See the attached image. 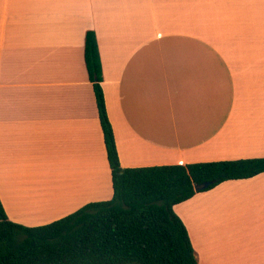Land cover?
Listing matches in <instances>:
<instances>
[{
  "label": "crops",
  "instance_id": "crops-1",
  "mask_svg": "<svg viewBox=\"0 0 264 264\" xmlns=\"http://www.w3.org/2000/svg\"><path fill=\"white\" fill-rule=\"evenodd\" d=\"M135 0H0V201L36 226L112 197L84 64L100 82L122 167L264 156V50L239 66L209 37L151 32ZM241 58H247L242 61ZM74 171L73 179L55 172ZM68 173V172H67ZM198 264H264V171L173 206Z\"/></svg>",
  "mask_w": 264,
  "mask_h": 264
},
{
  "label": "trees",
  "instance_id": "trees-1",
  "mask_svg": "<svg viewBox=\"0 0 264 264\" xmlns=\"http://www.w3.org/2000/svg\"><path fill=\"white\" fill-rule=\"evenodd\" d=\"M111 174L112 197L88 202L46 224L8 219L0 201V264H198L187 230L173 206L222 181L264 171V156L122 167L107 116L95 32L84 38ZM210 184L203 186V183Z\"/></svg>",
  "mask_w": 264,
  "mask_h": 264
},
{
  "label": "rangeland",
  "instance_id": "rangeland-1",
  "mask_svg": "<svg viewBox=\"0 0 264 264\" xmlns=\"http://www.w3.org/2000/svg\"><path fill=\"white\" fill-rule=\"evenodd\" d=\"M134 12L139 22L150 24L151 32L209 37L229 54L232 67L239 66L236 56L241 51L264 50V0H135ZM55 172H66L68 180L75 175L74 171H48L46 178L51 174L55 180Z\"/></svg>",
  "mask_w": 264,
  "mask_h": 264
},
{
  "label": "water",
  "instance_id": "water-1",
  "mask_svg": "<svg viewBox=\"0 0 264 264\" xmlns=\"http://www.w3.org/2000/svg\"><path fill=\"white\" fill-rule=\"evenodd\" d=\"M208 184H210V181H206L203 183V186H207Z\"/></svg>",
  "mask_w": 264,
  "mask_h": 264
}]
</instances>
